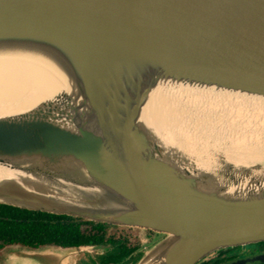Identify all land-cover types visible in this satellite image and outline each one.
<instances>
[{
	"label": "water",
	"instance_id": "obj_1",
	"mask_svg": "<svg viewBox=\"0 0 264 264\" xmlns=\"http://www.w3.org/2000/svg\"><path fill=\"white\" fill-rule=\"evenodd\" d=\"M0 203L160 233L138 264L264 240V0H0Z\"/></svg>",
	"mask_w": 264,
	"mask_h": 264
},
{
	"label": "flooded vegetation",
	"instance_id": "obj_2",
	"mask_svg": "<svg viewBox=\"0 0 264 264\" xmlns=\"http://www.w3.org/2000/svg\"><path fill=\"white\" fill-rule=\"evenodd\" d=\"M51 214L54 216L40 214L39 217L54 218V221L72 224L76 229L69 238V244H62L61 240V243L35 245L0 241V250L11 244L29 247L53 244L76 247L68 257L71 264H138L149 245L161 236L154 230L138 226L118 225L66 214ZM196 264H264V240L219 248Z\"/></svg>",
	"mask_w": 264,
	"mask_h": 264
},
{
	"label": "trees",
	"instance_id": "obj_3",
	"mask_svg": "<svg viewBox=\"0 0 264 264\" xmlns=\"http://www.w3.org/2000/svg\"><path fill=\"white\" fill-rule=\"evenodd\" d=\"M43 216L54 214L0 203V241L22 242L35 245L41 243L69 244L75 233L74 226ZM61 240V242H60Z\"/></svg>",
	"mask_w": 264,
	"mask_h": 264
},
{
	"label": "rangeland",
	"instance_id": "obj_4",
	"mask_svg": "<svg viewBox=\"0 0 264 264\" xmlns=\"http://www.w3.org/2000/svg\"><path fill=\"white\" fill-rule=\"evenodd\" d=\"M161 237H162V235L159 236V237H157L156 240H159ZM154 242H155V241H154ZM154 242H153V243H154ZM153 243H151V244L149 245V247H150ZM149 247H148V248H149ZM70 253H71V252H70ZM70 253H68V255H67L66 264H71L70 260H68V257H69V254H70ZM0 263H1V260H0Z\"/></svg>",
	"mask_w": 264,
	"mask_h": 264
}]
</instances>
